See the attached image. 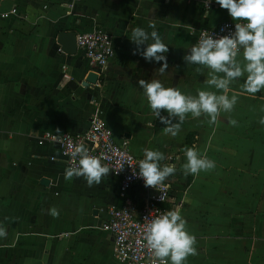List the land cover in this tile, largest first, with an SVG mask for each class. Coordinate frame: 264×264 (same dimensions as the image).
<instances>
[{
    "label": "crops",
    "instance_id": "0c3cea01",
    "mask_svg": "<svg viewBox=\"0 0 264 264\" xmlns=\"http://www.w3.org/2000/svg\"><path fill=\"white\" fill-rule=\"evenodd\" d=\"M70 4L0 0V11L14 6L17 12L0 18V223L7 227L0 264H118L111 237L99 230L108 210L118 205L117 180L109 173L90 188L84 178L66 179L56 147L41 141L43 133L57 129L80 133L93 117L105 123L115 142H127L133 155L158 150L165 156L161 164L175 165L166 182L197 240L198 255L189 256L187 264H264V125L259 123L264 92L246 93L241 78L227 93L238 97L232 112L222 113L216 124L189 114L172 137L137 83L158 79L191 95L215 91L205 84L209 70L197 72L183 57L198 30L232 20L227 10L215 0L206 7L204 0ZM138 26L157 31L169 47L163 74L159 63L132 54L131 31ZM96 29L110 37L114 54L88 84L81 53L65 55L55 38L58 32ZM190 147L214 160L215 169L185 175ZM53 207L58 217L50 215Z\"/></svg>",
    "mask_w": 264,
    "mask_h": 264
},
{
    "label": "clouds",
    "instance_id": "9594fccd",
    "mask_svg": "<svg viewBox=\"0 0 264 264\" xmlns=\"http://www.w3.org/2000/svg\"><path fill=\"white\" fill-rule=\"evenodd\" d=\"M210 2L208 0V5ZM215 3L227 10L232 21H239L234 23V31L218 38L204 31L183 57L186 65L197 66V72L204 68L209 70L205 84L215 91L200 90L196 95H191L182 93L179 88H166L158 79H140L137 82L143 89L152 114L165 125L163 132L172 137L180 133L189 114L193 118L206 116L208 123L216 124L222 113L232 112L238 97L227 93L241 78L240 87L246 93L255 95L264 92V0H215ZM149 27L155 29L156 26L150 23ZM130 41L136 46L133 55L139 54L146 62L159 63L161 66L157 71L161 74L167 70L165 54L169 47L157 31L149 33L143 27H135L131 31ZM162 110L166 116L161 114ZM229 123L238 126L236 120ZM259 123L264 125V117ZM56 133L54 139L61 140L60 130L57 129ZM71 147V156L76 163L65 169V178H84L90 188L100 185L112 171L110 167L102 164L100 157L90 154L86 144ZM185 157V175L198 176L202 171H212L216 167L214 160L201 155L195 147L186 148ZM164 159V154L158 150H144V158L138 165V176L145 187L155 189L162 186L168 177L175 174V165L161 166L160 162ZM49 211L53 217L59 216L57 208ZM6 237L7 227L0 223V239ZM144 240L152 252V264H187L189 256L198 255L196 237L189 232L187 221L178 210H170L150 219L145 227Z\"/></svg>",
    "mask_w": 264,
    "mask_h": 264
},
{
    "label": "built area",
    "instance_id": "2783aa9c",
    "mask_svg": "<svg viewBox=\"0 0 264 264\" xmlns=\"http://www.w3.org/2000/svg\"><path fill=\"white\" fill-rule=\"evenodd\" d=\"M81 1L83 0H70V6ZM204 6H208V0H204ZM10 15H17L14 6L0 11V18ZM236 22L239 21L226 20L213 27L198 30L194 44L204 31L213 34L215 38L228 35L234 31ZM75 47L76 51L81 53L85 72L96 75L103 71L114 54L110 37L97 29L75 34ZM61 70L64 72L65 67L61 66ZM63 78H68L65 73ZM56 135L43 133L41 141L56 147L65 169L76 163L71 156V146L84 143L88 146L90 154L100 157L102 164L110 167L111 176L117 180L118 205L108 210L106 219L99 225V230L111 237L114 260L118 264H152L153 255L144 240L146 224L155 216L176 210L166 180L162 186L155 189L145 187L144 181L138 176L139 161L144 157L133 155L127 142H115L112 131L97 117L90 119L86 129L80 133H61L62 138L59 141L54 139ZM135 188L140 195L139 208L128 196V192Z\"/></svg>",
    "mask_w": 264,
    "mask_h": 264
},
{
    "label": "water",
    "instance_id": "95a60500",
    "mask_svg": "<svg viewBox=\"0 0 264 264\" xmlns=\"http://www.w3.org/2000/svg\"><path fill=\"white\" fill-rule=\"evenodd\" d=\"M56 44L59 46V49L65 55H74L76 53L75 47V33L70 32H58L55 38ZM88 84H94L96 81V75L92 72L86 73L84 80ZM41 185L47 184V181L41 180Z\"/></svg>",
    "mask_w": 264,
    "mask_h": 264
},
{
    "label": "trees",
    "instance_id": "16d2710c",
    "mask_svg": "<svg viewBox=\"0 0 264 264\" xmlns=\"http://www.w3.org/2000/svg\"><path fill=\"white\" fill-rule=\"evenodd\" d=\"M128 196L136 203L137 207H140V195L138 189H133L128 192Z\"/></svg>",
    "mask_w": 264,
    "mask_h": 264
}]
</instances>
